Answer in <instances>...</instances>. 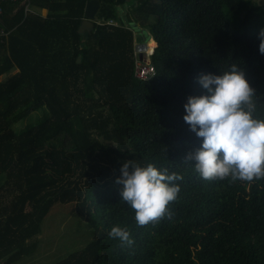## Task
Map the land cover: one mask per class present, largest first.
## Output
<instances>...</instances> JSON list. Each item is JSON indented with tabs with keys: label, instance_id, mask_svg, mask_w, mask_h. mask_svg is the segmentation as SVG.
Returning a JSON list of instances; mask_svg holds the SVG:
<instances>
[{
	"label": "trees",
	"instance_id": "1",
	"mask_svg": "<svg viewBox=\"0 0 264 264\" xmlns=\"http://www.w3.org/2000/svg\"><path fill=\"white\" fill-rule=\"evenodd\" d=\"M87 1L2 4L0 262L34 254L52 206L75 202L96 237L34 264H264V179H201L185 157L202 138L183 119L187 98L204 93L199 77L233 63L256 89L264 118V3L100 0L94 27L79 32ZM133 22L149 26L152 49L157 42L147 80L135 73L143 48ZM44 107L36 123L14 129ZM127 159L184 177L170 217L136 224L115 183ZM113 225L130 231L131 247L108 236Z\"/></svg>",
	"mask_w": 264,
	"mask_h": 264
},
{
	"label": "clouds",
	"instance_id": "2",
	"mask_svg": "<svg viewBox=\"0 0 264 264\" xmlns=\"http://www.w3.org/2000/svg\"><path fill=\"white\" fill-rule=\"evenodd\" d=\"M259 39V51L264 54V28ZM199 83L204 93L187 98L183 119L202 143L185 159L194 161L195 173L206 181L230 178V183L251 184L264 179V118L258 109L261 101L244 70L233 63L219 75L202 74ZM183 178L154 163L127 159L115 183L122 185L121 200L134 210L136 224L143 227L172 215L168 205L178 199V182ZM108 236L129 247L134 243L130 231L119 225H113Z\"/></svg>",
	"mask_w": 264,
	"mask_h": 264
},
{
	"label": "rangeland",
	"instance_id": "3",
	"mask_svg": "<svg viewBox=\"0 0 264 264\" xmlns=\"http://www.w3.org/2000/svg\"><path fill=\"white\" fill-rule=\"evenodd\" d=\"M255 1L264 3V0ZM122 10V14H126L128 8ZM41 13L46 15L47 11L42 10ZM97 17L96 19H98ZM130 26L134 32L136 43L147 41V47L140 49L143 55L141 54L142 57L138 60L151 61L150 55L153 53L157 43L152 49L153 38H150L148 41V37L150 36L149 26L141 25L138 22L130 23ZM3 78L1 76L0 81ZM46 110L44 107L32 112L24 120L15 124L14 129L18 130L29 124L36 123L45 114ZM95 237V233L90 225L80 217L75 202L67 204L58 202L52 206L42 222V231L36 237L39 243L37 250L34 254L25 256L17 264L55 262L76 250L82 249Z\"/></svg>",
	"mask_w": 264,
	"mask_h": 264
},
{
	"label": "built area",
	"instance_id": "4",
	"mask_svg": "<svg viewBox=\"0 0 264 264\" xmlns=\"http://www.w3.org/2000/svg\"><path fill=\"white\" fill-rule=\"evenodd\" d=\"M4 1H16V0H0V16L3 13L2 4ZM25 10L26 11L31 10L29 4L26 6ZM108 23H111V21ZM7 35H8L7 31H5L4 29H0V45H1V42L4 41V38L7 37ZM135 73L139 79L147 80V79L152 78L155 75L156 69L154 65L151 63V61H137ZM0 264L2 263L0 262Z\"/></svg>",
	"mask_w": 264,
	"mask_h": 264
},
{
	"label": "water",
	"instance_id": "5",
	"mask_svg": "<svg viewBox=\"0 0 264 264\" xmlns=\"http://www.w3.org/2000/svg\"><path fill=\"white\" fill-rule=\"evenodd\" d=\"M101 8L100 0H88L85 7V17L81 22L78 29L79 32H85L86 30L94 27L97 14ZM157 43V42H156ZM145 48L147 44L139 43L136 48Z\"/></svg>",
	"mask_w": 264,
	"mask_h": 264
},
{
	"label": "crops",
	"instance_id": "6",
	"mask_svg": "<svg viewBox=\"0 0 264 264\" xmlns=\"http://www.w3.org/2000/svg\"><path fill=\"white\" fill-rule=\"evenodd\" d=\"M43 10H46V9H43ZM47 11V10H46Z\"/></svg>",
	"mask_w": 264,
	"mask_h": 264
}]
</instances>
